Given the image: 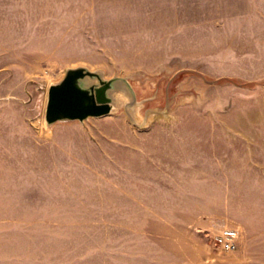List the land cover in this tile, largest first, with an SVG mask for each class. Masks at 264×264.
<instances>
[{
	"label": "rangeland",
	"instance_id": "1",
	"mask_svg": "<svg viewBox=\"0 0 264 264\" xmlns=\"http://www.w3.org/2000/svg\"><path fill=\"white\" fill-rule=\"evenodd\" d=\"M77 67L140 103L48 125ZM0 264H264V0H0Z\"/></svg>",
	"mask_w": 264,
	"mask_h": 264
},
{
	"label": "water",
	"instance_id": "2",
	"mask_svg": "<svg viewBox=\"0 0 264 264\" xmlns=\"http://www.w3.org/2000/svg\"><path fill=\"white\" fill-rule=\"evenodd\" d=\"M132 109L140 103L129 79L105 77L103 71L86 67L69 68L65 77L50 86L46 107V122L84 121L91 116H103L121 102Z\"/></svg>",
	"mask_w": 264,
	"mask_h": 264
},
{
	"label": "built area",
	"instance_id": "3",
	"mask_svg": "<svg viewBox=\"0 0 264 264\" xmlns=\"http://www.w3.org/2000/svg\"><path fill=\"white\" fill-rule=\"evenodd\" d=\"M240 231L234 227L224 226L214 236L215 244L222 250L234 251L239 247Z\"/></svg>",
	"mask_w": 264,
	"mask_h": 264
}]
</instances>
